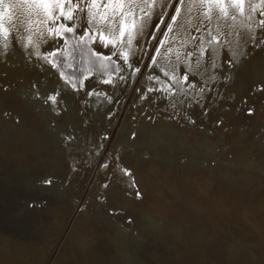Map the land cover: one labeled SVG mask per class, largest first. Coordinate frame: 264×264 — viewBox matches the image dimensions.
<instances>
[{"label": "rangeland", "instance_id": "1", "mask_svg": "<svg viewBox=\"0 0 264 264\" xmlns=\"http://www.w3.org/2000/svg\"><path fill=\"white\" fill-rule=\"evenodd\" d=\"M27 1L28 0H0V40H2L4 32H8L10 36V47L7 49V54L0 55V71L4 70L0 73H3V75L6 74L7 76L6 72H8V70H18L26 73L35 72L46 82L58 81L61 85L62 94L64 95L66 93L63 98L67 97V99H63V101L60 102L57 100L56 105H51L50 102L45 104L44 100L47 96L39 93V97H36L35 95L37 94L34 93L35 95L33 96H35L36 99L32 101L34 102V107L41 109L42 112L48 113L50 116L49 120H44L45 123L47 121L48 123L46 124L51 127H48V130L49 133L51 132L50 134H52L50 138L53 139L54 143L57 142L65 146L73 141L77 146L73 150L70 149L69 145L68 147L65 146L67 157L64 159L67 163H64L65 167L62 173L60 169V171L58 170L60 166L59 163L54 165L56 168L47 166L49 161L57 155L52 149L56 143L50 145L51 142H47L49 144H46V149L41 151L44 142L40 139L39 142L33 144L34 138H32V136L34 134L32 133L30 137L27 138L28 140H26L27 144H29L27 147H24L26 150L22 152L23 155L21 153V158H19V156L17 158L12 155L10 156V152H6V150H4L5 154L4 151L2 152L3 155L0 156V230L7 238L10 236L13 241L20 242L31 247L35 251L36 255L32 260V264H42L50 248L45 264H52L54 258L58 257L59 250H61L60 248L81 210L91 209L87 202L91 194L95 192H92L93 187L95 185L102 187L103 189L101 190L104 191L103 194L109 196V193H107L108 191H106L107 187L105 188L104 185L113 184L114 193L120 200H128V204L130 205L129 208L141 206L142 211L137 210L138 212H129L127 210H122L118 212L117 207H115V209L112 207L114 213H110L107 204L109 205L111 202L101 196L97 199L98 202H95V211H97V213L94 211L95 215L91 217L93 220L95 218L97 221H103L105 223L104 226H107V228L104 227L106 228L104 234L107 232L109 235H107L109 237L108 239L106 237H104V239L102 237L103 235H100L104 240L102 241L101 238L98 237L100 241L98 240L97 245L93 244L95 248L99 247V249H95L96 254L102 255V259H100L101 262H99L100 264H197V261L200 260V262H204L205 264H224L220 259L226 256L232 258L231 255H239L238 260L244 263L248 262L247 264H264V216H262L264 215V71L256 69L257 73L255 71V74L257 75L253 72L252 75L254 76L251 75L253 78L252 81H250L251 79L248 80L254 88L251 89L250 85H248L250 91L247 89V84H250L248 81H246L247 83H242V87L237 90L238 92L231 90L228 83V81L232 82V80L235 82L238 76L237 81L239 82L238 84L241 85L242 78L240 79L239 75L243 73L246 67L250 66L252 60H254V56L257 54L260 56L259 61L264 63V45H258L257 42L253 41L246 52L247 54L245 56L242 55V57L238 59L235 71L234 69L232 70L233 72L230 71L227 73L226 70L219 69V66H217L218 68L215 69L209 67L207 75L212 71L210 73L212 76L209 74L207 80H203L199 76H191L190 79L196 83L198 82L201 87L204 86V91L201 94H198L199 89L197 88L196 90H189V95L187 97L178 95L174 98L168 97L165 99L161 94L154 92L150 95L153 97L159 96L160 98L154 99V102H149L141 99V93H145L148 87L154 86L153 80L156 75L159 74L161 80L167 79L159 72V68H157L166 63V60L163 58V51H160L162 57L159 56L160 62H158L161 64L158 65V63H156V65L152 64V62L157 55L154 49H163L160 44H157V39L161 41L169 39L166 25L170 23L168 18L173 15L171 8L167 9V14L162 18L154 16L149 21L157 27H152L153 33H151V29L148 40L145 39L144 32L143 36L136 42L143 50V55L141 60L138 59L140 57L134 56L133 54L131 55L132 58L130 57V62L139 65L140 68L139 72H134L133 69L127 67V64H125L118 55L103 54L96 51L98 55H102L105 58L111 56L108 67H101L100 61H95L94 57H90L87 47H75V38L72 34L65 33L69 42L67 45L62 40H53L47 37L46 32L42 35L36 26L37 18L34 15H30L28 11L30 9L28 4L31 5L29 2H33V0L28 1V3ZM261 18L264 17L259 16L258 19ZM61 19V21L66 24L67 20L65 21L63 17H61ZM83 21V18H81L79 24ZM69 23L72 26L76 25L73 21H67V24ZM84 23L85 22L82 23L83 26H81L82 24L80 25L83 30L82 32L85 31L84 28L86 25ZM79 24L76 25L75 28H79ZM148 24L146 26L147 29L149 28ZM76 31L77 33L79 32L78 29H76ZM259 35H261V33ZM29 36L32 37L34 44L40 45L42 52L46 50L58 52V59L61 62L59 71L53 69L51 65L45 64L42 60L30 55V52L33 51L31 47L25 50L21 46L22 43L27 42ZM17 40H20L21 43H17ZM222 44L223 45L218 48V51L228 43ZM93 45H91V47L95 51ZM2 51L3 49H0V52ZM181 64L183 66H181ZM151 65H155V69L152 68L153 66ZM117 66L121 67L123 71L116 73L114 69ZM179 67L177 71L184 73V64L180 63ZM60 72L66 74L64 79L61 78ZM108 72L112 73L114 84L100 82L101 80L108 79L106 74ZM231 73L235 74L233 75ZM259 73H262V75L260 76ZM121 76L123 79H120ZM150 76L153 77V80H149ZM210 76L214 77V80H210ZM228 76L231 78L234 77L235 79L233 78L231 80ZM255 76L260 77L257 79ZM85 77H88V79H85ZM1 78L3 79L1 82L5 83H2L4 85L3 88L0 82V101L2 89H5L2 91L5 94L10 92L11 87L12 92L15 89V85L12 81L6 80L2 76ZM66 79H71L72 82H75L77 88L73 90L70 84L65 83ZM81 80L84 81L83 88L79 87ZM208 81L212 84L210 85ZM207 83L208 86H206ZM212 85L216 86V88L212 87ZM220 85L224 87L220 88ZM7 86L8 88H6ZM218 90L219 92H217ZM243 91L248 93L249 96ZM89 92H92V95H88ZM249 92H251V94ZM96 93L101 94L97 95ZM241 95H244V97H241ZM127 97H131L130 99L132 100L135 98L132 110H140L142 111L141 114L144 116L142 115L141 120H133L136 121V123L127 122L125 128L121 132V126L124 124L125 116L122 118L120 117L119 120L118 116L124 108V101ZM233 97L235 103L238 101L235 104V109L232 108V106H234L232 104L234 103L228 100L229 98L233 99ZM2 99L4 100H2V104H0V114L10 116L13 110L11 104L12 97H5ZM71 103L78 105V107L81 106L82 108L79 109L75 106L78 111L74 108L73 110L68 109L67 107L69 104L71 105ZM239 103L241 104L240 106ZM173 104H175V107H173ZM195 104H198V106L196 105L197 108ZM90 105L91 107L96 106L97 114H99L98 111L105 108L104 106H106V109H102L104 111L100 114L101 116L94 119L91 117ZM205 106L207 109L204 108ZM190 107L194 108L190 110ZM53 108L59 111V115L53 111ZM59 108H61V110ZM192 109H197V111ZM250 109L252 115L247 114ZM175 110L180 112L177 113ZM200 110L204 112V114L202 112L199 113L198 111ZM233 110L238 111L235 112ZM189 111L191 112L190 114ZM192 111H195L193 112L194 114H192ZM164 112L165 114H163ZM206 112L208 115L213 112L211 115H214V117L206 115ZM179 113H182V115ZM88 115H90L89 117L91 118H89ZM221 115L224 116L221 117ZM177 116H179V118ZM181 116H183L184 119ZM206 116L210 117H207L210 119H207L208 122L206 121ZM235 116L236 118L240 117L238 118L240 120H235ZM143 117L146 118L144 119ZM246 119L249 120L247 121ZM258 119L260 120L259 123L257 122ZM213 120H215V122L218 120L220 123L218 121L214 123ZM252 120L257 121L253 123ZM191 121H194V123ZM209 121H212L214 123L213 125H217L213 127L212 123ZM242 121L244 122L242 123ZM234 122L237 123L233 128L232 125H234ZM219 125L221 126L216 129ZM238 125L239 130L237 128ZM0 133L2 134L1 129ZM188 133H190V135ZM193 133L194 137H191ZM69 136L74 138L66 139V137ZM79 136L84 140L81 141ZM54 137H58V139ZM116 137H118V140H116ZM6 141L8 140L0 138V143L4 144ZM199 141L204 144L199 143ZM207 141H209L208 144ZM109 142L111 144L108 146ZM115 143L118 144L116 148H114L116 153H114L112 149ZM30 146L32 148H30ZM255 146H257V148H255ZM258 149L263 150L258 151ZM229 150L231 151L229 152ZM250 150L252 153H255H253L255 156L252 155V157L250 155L252 153L249 154ZM34 152H36V154ZM34 154L37 155V157H34ZM248 155L251 157L249 158ZM5 156H7V158ZM22 156L24 157L22 158ZM40 156L41 159H39ZM128 156L134 159L130 164V171L140 167L137 171L139 170L138 172L141 178H138L139 185L136 186V189L141 193L139 199L136 198L134 194L135 190L131 182L132 177L126 176V179H119L116 177L117 175L115 176L116 173H120L116 167L117 164L122 166V163ZM116 157H119V160H117ZM177 157H179V159ZM37 158L39 159V163ZM18 159H21V161L24 160L25 163L23 162V164L21 162L22 164L20 165ZM152 160L157 162V166H152L153 163L151 164L150 162ZM143 162L148 165L147 168L145 166V169V164ZM105 165H108V167H105ZM141 167H143V169H141ZM65 170L66 173H64ZM55 171L60 173H57V175ZM172 171H179L178 178L172 179ZM206 172H208V174ZM212 175L218 177V182L214 181V179L210 181ZM198 178H201V180ZM189 179L191 187H193L192 191L185 190L183 187L179 186L181 182ZM49 180L51 183H46V181ZM198 183L200 185H197ZM204 185L206 189L203 190ZM212 186H214L213 189ZM79 189L81 190L80 195H78ZM196 189L198 190V194H196ZM210 190L213 191V193ZM100 193L101 192L98 191L96 195L98 196ZM204 194L206 196L204 197V201H209L210 199L212 202L215 200L209 203V207L207 206L208 211L210 207H212L211 205L218 204L215 205L216 207L218 206V209H214L215 207L213 205L214 208L212 207L213 209L209 211L215 214L214 217L208 216L197 203L198 201L195 196L198 195L200 197L197 196V198H203ZM215 195L216 198L218 197L222 201L218 198L216 199ZM1 197L3 200H1ZM222 203L224 207L227 203L228 205L230 203L229 206H226L227 209L224 208L226 211L221 208ZM73 204H75V207L72 209L65 222L67 212ZM97 204H99V207ZM6 205L8 209L5 208ZM109 206H111V204ZM230 207L233 209V212L229 211L231 210ZM58 208L63 212H61L60 215L56 214V217L52 216L53 210L55 211V209ZM203 208L206 207L204 206ZM235 208H238L237 212ZM156 209L161 210L159 216L152 213V211ZM231 212L232 214H230ZM220 213L223 216L219 215ZM101 215H103V220L100 217ZM189 219L198 222L199 225L203 223V227L199 229L203 231L207 240L211 241L210 245H217L216 241H220V243L224 245V248L227 246L228 249H225L226 252L229 250V252H227L228 254H226V252H224L225 249L221 247L220 248L224 250H219V247L213 248V250L211 248H209V250L208 248L206 250L202 248L203 245L200 235L191 236ZM62 225L64 227L60 230ZM240 230L243 232L240 233ZM234 231L239 236L246 235L241 237V239L243 238L241 240L237 238L236 235H232ZM109 239H111V243H109ZM258 247H261L260 253L257 250ZM77 248L80 249V251L68 247L65 251L67 254L65 259L62 260V263L64 261L65 264H75V262L76 264L77 262L80 264L83 261L81 264H89L82 259L84 253L81 254V252L83 250L79 247ZM219 252L224 253V256ZM201 253H203V255ZM107 255H109V258H112L108 260L106 258ZM67 257L68 259L70 257L71 263L67 261ZM120 257L122 261L119 260ZM236 258L234 257L232 259L234 260ZM72 259H74V261ZM104 260L108 261L105 262ZM0 264H3V261H0ZM198 264L200 263L198 262Z\"/></svg>", "mask_w": 264, "mask_h": 264}, {"label": "snow or ice", "instance_id": "2", "mask_svg": "<svg viewBox=\"0 0 264 264\" xmlns=\"http://www.w3.org/2000/svg\"><path fill=\"white\" fill-rule=\"evenodd\" d=\"M169 8L173 11V15L168 18L170 23L166 25L169 39L166 41L157 39L156 41L163 47V58L166 60V63L160 66L159 72L167 79L161 80L159 74L154 80L150 76L149 80H153L154 86L148 87L147 91L142 93V100L154 102V99L160 98L150 95L154 92L161 94L165 99L178 95L187 97L189 90L197 88L199 89L198 94L203 93L204 88L190 79L192 69H195L198 74L201 71L207 72L208 67L213 69L217 67L212 51L222 43L220 35L228 21L232 22L227 25L229 28L240 21L250 31L248 38L257 42L258 45H264V18L257 20L255 15L259 12L260 17H264V0H260L259 4H254L251 0H227V2L226 0H33L29 14L37 18L36 26L42 35L46 32L47 37L53 40H62L67 45L69 42L65 33L72 34L75 38V47H87L90 57H94L95 61H100L101 67H108L111 56L105 58L98 55L91 47L96 43L104 47H111L114 50L113 55H119L128 68L139 72V65L130 62L132 50L134 47H138L136 42L143 36L148 22L154 16L162 18L167 14ZM80 14L85 16L84 32L77 33L74 26L61 21V17L67 21H75L80 17ZM213 24L217 27H212ZM257 29L261 32L259 36ZM185 35L190 38L192 45L190 48L188 41L184 39ZM223 35L226 38L228 33L225 32ZM9 40V33L4 32L2 40H0V49H3L0 55L7 54V49L10 47ZM17 43H21V41L17 40ZM176 44H179V47H173ZM21 46L25 50L31 47L33 51L30 52V55L59 71L61 62L58 59V52L51 50L42 52L40 45L34 44L31 36ZM154 51L158 55L160 54V49H154ZM156 63L157 61L153 59V64ZM180 63L185 65L184 73L177 71V65ZM114 71L119 73L123 69L117 66ZM106 74L108 79L100 82L114 84L112 73ZM65 75L64 72H60L62 79ZM209 78L214 80V77L210 76ZM120 79L123 77L121 76ZM65 83L70 84L73 90L77 88V84L71 79H66ZM83 86L84 81L81 80L79 87L83 88ZM96 94L100 95L101 93ZM58 95V91L50 93L44 103L50 102L51 105H56ZM88 95H92V92H89ZM37 97H39V93H37ZM53 111L59 115L56 108H53ZM248 114L252 115L251 109ZM191 122L194 123V121ZM73 138L66 137V139ZM116 159L119 160V157ZM116 167L122 175L132 177L133 174L129 169L119 164ZM46 183H51V181H46ZM104 187L106 188L108 185L105 184ZM132 187L135 190L136 198L139 199L140 191L136 189L134 183Z\"/></svg>", "mask_w": 264, "mask_h": 264}, {"label": "bare ground", "instance_id": "3", "mask_svg": "<svg viewBox=\"0 0 264 264\" xmlns=\"http://www.w3.org/2000/svg\"><path fill=\"white\" fill-rule=\"evenodd\" d=\"M28 1H32V0H28ZM28 1H27V3H28ZM226 2H227V0H226ZM251 2L252 3H254V4H259L260 3V0H251ZM29 3H32V2H29ZM11 4H13V3H11ZM17 5V4H16ZM29 6H30V4H28ZM12 6V5H11ZM15 6V5H14ZM13 7V6H12ZM17 7V6H16ZM27 7V6H26ZM28 8V7H27ZM18 9V8H17ZM13 10V9H12ZM27 11V10H26ZM29 11V10H28ZM16 13V12H15ZM14 13V14H15ZM17 14V13H16ZM256 17H257V20H258V18H259V12H257L256 14ZM16 17V16H15ZM22 18V17H21ZM81 18H83V22H85V16H84V14H80V17L77 19V20H75V21H73L74 22V24H76V25H78L79 24V21H80V19ZM62 20V19H61ZM23 21V20H22ZM21 21V22H22ZM64 21V20H63ZM66 21V20H65ZM64 21V22H65ZM82 22V23H83ZM23 23V22H22ZM78 23V24H77ZM81 23V24H82ZM149 24H148V26H149V28L147 29H145V39L146 40H148L149 38L148 37H150V31H151V29H152V27L154 26V27H157V26H155L154 24H152V23H150V22H148ZM66 24H67V21H66ZM70 24V23H69ZM81 24H79V28L78 27H76V29H78V31L79 32H82L83 30L81 29V26H83V24L81 25ZM85 24V23H84ZM228 24H232V22L231 21H228L227 22V24H225V26H224V28H223V32L221 33V35H220V39H222V43H228L226 46H224V47H222L221 48V50H219L218 51V48L220 47V46H222L223 44L221 43L219 46H217L213 51H212V56H213V59L215 60V62H216V64H217V66H219V69L221 68V69H224V70H226V72L227 73H229L230 71L231 72H233L232 70L234 69V71H235V67H236V64H237V62H238V59H240L241 57H242V55L243 56H245L247 53V51H248V49L250 48V46L252 45V42H253V40H251V39H249L248 37H249V35H250V31L245 27V25L243 24V23H241L240 21H237L235 24H233L232 25V27L231 28H229L227 25ZM76 25H73L74 27L76 26ZM81 25V26H80ZM85 26V25H84ZM212 27H214V28H216L217 27V25H215V24H213L212 25ZM84 28V27H83ZM85 29V28H84ZM154 29H156V28H154ZM217 30H219V29H217ZM78 32V33H79ZM228 33V35H227V37L225 38V36L223 35V33ZM151 33H153V29H152V32ZM261 32H260V30L259 29H257V35H259ZM184 39H186V40H188V43H189V48L192 46L191 45V41H190V38H189V36H187V35H185L184 36ZM94 46V48H95V51H98V52H101V53H103V54H112L113 53V49L111 48V47H104V46H101L99 43H96V44H94L93 45ZM173 47H178V44L177 45H173ZM160 51H163V49L161 48L160 49ZM132 53H133V55L134 56H137V57H140V58H138V59H140L141 60V58H142V55H143V50L140 48V46L138 45V47H134L133 48V50H132ZM119 56V55H118ZM162 57V53L161 54H157L156 55V57H155V60L157 61V63L158 62H160V57ZM116 57V56H115ZM132 58V57H131ZM259 59H260V56H259V54H257L256 56H254V60H252V63L250 64V66H248V67H246V69L243 71V73L242 74H240L239 76H240V79L242 80V82H241V85H239L238 83V76H237V83H236V81L235 82H233L234 80H232L233 78H231L230 76H228V77H230L231 78V80H232V82L231 81H228V83H229V87H230V89L231 90H235V91H237L238 89H240L241 87H242V83L243 82H245V83H247L246 81H248V80H250V81H252V76H254V75H252L253 74V72H254V74H255V71H256V69H259V70H261V71H264L263 69H264V63L262 62H260L259 61ZM120 60V59H119ZM137 60V59H136ZM162 60V59H161ZM254 63V64H253ZM152 64H153V62H152ZM161 64V63H160ZM159 63H158V65H160ZM157 65V64H156ZM164 65V64H163ZM179 65L180 64H178L177 65V68L179 67ZM151 66H153V65H151ZM150 66V67H151ZM181 66H183L182 64H181ZM185 66V65H184ZM205 66L207 67V64H205ZM155 67V65L152 67V68H154ZM157 67V66H156ZM157 68H159L160 69V66L159 67H157ZM180 68V67H179ZM182 68V67H181ZM216 68H218V67H216ZM151 69V68H150ZM155 69V68H154ZM184 69H185V67H184ZM183 70V69H182ZM208 70H209V67H208ZM4 71V70H3ZM3 71H0V72H3ZM151 71H152V69H151ZM181 71V70H180ZM183 72H184V70H183ZM210 72V71H209ZM212 72V71H211ZM210 72V73H211ZM223 72V71H222ZM7 73V76H6V74H5V72H4V74L5 75H3V73H0L1 74V76L2 77H4L6 80H10V81H12L13 82V84L15 85V89L13 90V92L11 91V89H12V87H11V89H10V92H12V93H10V92H8V93H3L2 91L3 90H5V89H2V91H1V101H0V104H2V100H4V99H2V98H5V97H12V108H13V110H12V114H10V116H8V115H1L0 114V129H1V132H2V134L0 135V138H2L3 140H8V141H6L4 144H2V143H0V156H2L3 155V151L4 150H6V152L8 151V152H10V156L12 155V156H15L16 158L19 156V158H21V153L23 152V151H25L26 150V148H24L25 146L27 147L28 146V144H27V142H26V140H28L27 138L28 137H30V135H31V133L32 134H34L33 136H32V138H34L33 139V144L34 143H37V142H39V140L40 139H42L43 140V142H44V144L42 145V150L41 151H43V150H45L46 149V144H49V143H47V142H51L50 143V145L51 144H55L54 146H53V150L57 153V155L55 156V157H53L52 158V160H50L49 161V163H48V165L47 166H52L51 168H53L54 167V165L56 164H58L59 163V167H58V170L62 173V171L64 170L63 168L65 167V165H64V163H67V161L65 162V157H67V152H66V149H65V146L66 147H68V145L70 146V149H74L77 145H75V143H73V141L70 143V144H68V145H60V144H58L57 142H55L54 143V141H53V139L52 138H50V135H52V134H50L49 133V130H48V127H50V126H48L46 123H48L47 121H46V123H45V120H49L50 118V116L48 115V113H44V112H42V110L41 109H39V108H36V107H34V102L32 101V100H34V99H36L35 98V96L37 97V95H35V94H37V93H40V94H42V95H45V96H48L50 93H52V92H55V91H58L59 92V95H58V100H59V102L60 101H63V99H67V97H64L63 98V96L66 94H62V89H61V85L59 84V82L58 81H52V82H46L45 80H43L39 75H37L35 72H29V73H26V72H20V71H18V70H14V71H12V70H8V72H6ZM180 73V72H179ZM182 73V72H181ZM193 73V74H192ZM192 73H191V75H190V77L191 76H199V77H201L203 80H207V76L210 74H208L207 75V73L208 72H203V71H201L200 73H198L197 74V72H196V70L195 69H192ZM237 73V72H236ZM256 73H257V71H256ZM214 74V73H213ZM225 74V73H224ZM223 74V75H224ZM231 74H235V73H231ZM260 74V73H259ZM211 75V74H210ZM226 75V74H225ZM228 75H230V74H228ZM252 75V76H251ZM255 75H257V74H255ZM262 75V73L260 74V76ZM1 76H0V78H1ZM212 76V75H211ZM260 76H255L257 79L260 77ZM235 79V78H234ZM263 79V78H262ZM3 79L1 78L0 79V82L2 81ZM5 80V81H6ZM211 80V79H210ZM241 80H239V81H241ZM204 82V81H203ZM211 82V81H210ZM231 82V83H230ZM249 82V81H248ZM4 84L5 82H1V84ZM198 83V82H197ZM205 83H206V81H205ZM205 83H204V85H205ZM208 83H209V81H208ZM208 83H207V85L206 86H208ZM225 83V82H224ZM250 83V82H249ZM2 84V87L4 88V85ZM210 84V83H209ZM212 84V83H211ZM210 84V85H211ZM256 84V83H255ZM11 85H12V83H11ZM34 85H35V87H34ZM214 85V84H213ZM212 85V87H215L216 88V86H213ZM216 85V84H215ZM226 85V84H225ZM248 85H250V87H251V89L253 88L252 86L253 85H251V83L250 84H247V86ZM259 85V84H258ZM6 86V85H5ZM221 86V85H220ZM245 86V85H244ZM256 86H257V84H256ZM261 86V85H260ZM204 87V86H203ZM224 87V86H223ZM222 86L220 87V88H223ZM246 87V86H245ZM6 88H8V86L6 87ZM10 88V87H9ZM209 88H211V87H209ZM219 88V89H220ZM247 88V87H246ZM246 88H245V90H246ZM207 89V88H206ZM211 89H213V88H211ZM248 91H250V89H249V86H248ZM254 89V88H253ZM259 89V88H258ZM222 91V90H221ZM224 91V90H223ZM247 91V90H246ZM247 91V92H248ZM260 91V90H259ZM5 92V91H4ZM65 92V91H64ZM217 92H219V90L217 91ZM238 92V91H237ZM243 92H245V91H243ZM252 92V91H251ZM251 92H249L250 94H251ZM35 93V94H34ZM140 93H141V91H140ZM227 93V92H226ZM246 93V92H245ZM256 93H257V90H256ZM260 93V92H259ZM102 94H104V93H102ZM106 94V93H105ZM108 94V93H107ZM139 94V93H138ZM142 94V93H141ZM236 94H238V93H236ZM244 94V93H243ZM246 94H248V93H246ZM31 95H32V97H31ZM33 95H35V96H33ZM228 95V94H227ZM239 95V94H238ZM69 96V95H68ZM247 96V95H246ZM248 96H249V94H248ZM120 97V96H119ZM136 97H137V95H136ZM231 97H232V95H231ZM239 97V96H238ZM241 97H244V95L242 96L241 95ZM61 98H62V100H61ZM131 98V97H130ZM130 98H126L125 99V101H124V108L121 110V112H120V114H119V116H118V120H119V118L121 117H124L125 116V121H124V124L121 126L122 127V129H121V132H122V130L125 128V125L127 124V122L128 123H132V122H135L136 123V121H133V120H135V119H138V120H141L142 119V115L143 114H141L142 113V111H140V110H135L134 109V111L132 110V106L134 105L133 103H134V101H135V98H134V100H132V99H130ZM182 99V98H181ZM226 99H227V97H226ZM239 99V98H238ZM243 99V98H242ZM245 99V98H244ZM259 99V98H258ZM137 100V99H136ZM229 101H231V102H233L234 104H232V105H234V106H232V108L233 109H235V104L238 102V101H236V103L234 102V97H233V99H231V98H229L228 99ZM245 100H247V99H245ZM133 101V102H132ZM182 101V100H181ZM241 101V100H240ZM137 102V101H136ZM231 102H230V104H231ZM242 102V101H241ZM244 102V101H243ZM251 102V101H250ZM138 103V102H137ZM185 103V102H184ZM203 103V102H202ZM207 103V102H206ZM209 103V102H208ZM226 103V102H225ZM102 104V103H101ZM242 104H244V103H242ZM104 105V104H103ZM153 105V104H152ZM168 105V104H167ZM198 106V104H195V106ZM204 105V104H203ZM226 105V104H225ZM241 104L239 103V106H240ZM78 107V105H75L74 103H71V105L69 104L68 105V109H71V110H73V108L75 109V110H77L76 109V107ZM101 107H103L102 105H100ZM183 106V105H182ZM191 106H193V105H191ZM194 106V107H195ZM197 106H196V108H197ZM243 106V105H242ZM90 107H91V105H90ZM89 107V108H90ZM105 108H102V109H106V106H104ZM134 107H136V106H134ZM170 107V106H169ZM185 107V106H184ZM194 107H190V110H191V108H194ZM200 107V106H199ZM237 107V106H236ZM79 109L80 108H82L81 106H79L78 107ZM137 108V107H136ZM148 108V107H147ZM159 108V107H158ZM167 108V107H166ZM172 108V107H171ZM183 108V107H182ZM189 108V107H188ZM201 108H203V107H201ZM200 108V109H201ZM204 108H206V106L204 107ZM215 108V107H214ZM221 108V107H220ZM240 108V107H239ZM245 108V107H244ZM60 110H61V108H59ZM100 110V111H98L99 112V114H97V109H96V106H93V107H91V110H90V113H91V117H93L94 119H96V118H98V116H101L100 114L104 111V110ZM141 109V108H140ZM168 109V108H167ZM184 109V108H183ZM207 109V108H206ZM213 109V108H212ZM223 109H225V108H223ZM237 109V108H236ZM243 109V108H242ZM63 110V109H62ZM170 110V109H169ZM192 110H196L197 111V109H192ZM205 110V109H204ZM203 110V111H204ZM214 110V109H213ZM227 110V109H226ZM231 110V109H230ZM240 110V109H239ZM247 110V109H246ZM245 110V111H246ZM78 111V110H77ZM88 111V110H87ZM133 111V112H132ZM151 111V110H150ZM163 111V110H162ZM176 112H177V110H175ZM174 111V112H175ZM215 111V110H214ZM218 111V110H217ZM220 111V110H219ZM233 111H235V110H233ZM238 110H236L235 112H237ZM61 112V111H60ZM80 112V111H79ZM82 112V111H81ZM84 112V111H83ZM178 112H180V111H178ZM177 112V113H178ZM193 112H195V111H192V114H194ZM199 113H201L202 111L200 110V111H198ZM210 112V111H209ZM222 112V111H221ZM234 112V113H235ZM240 112V111H239ZM255 112V111H254ZM253 112V113H254ZM77 113V112H76ZM148 113V112H147ZM184 113H186V112H184ZM191 112L189 111V114H190ZM197 113V112H196ZM203 114H204V112H202ZM213 113V112H212ZM211 113V114H212ZM246 113H247V111H246ZM245 113V114H246ZM61 114V113H60ZM83 114V113H82ZM85 114V113H84ZM163 114H165V112L163 113ZM166 114H168V113H166ZM180 114V113H179ZM178 114V115H179ZM210 114V113H209ZM208 115L207 114V112H206V115H208V116H213L214 117V115ZM214 114H216V113H214ZM218 114V113H217ZM223 114V113H222ZM248 114V113H247ZM73 115V114H72ZM180 115H182V113L180 114ZM202 115V114H201ZM200 115V116H201ZM229 115V114H228ZM238 115V114H237ZM249 115V114H248ZM261 115V114H260ZM90 115H88V117H89ZM103 116V115H102ZM144 116V115H143ZM162 116V115H161ZM167 116H169V115H167ZM195 116H196V114H195ZM204 116V115H203ZM208 116H206V121L208 122V120H210V119H208V118H210V117H208ZM222 116H224V115H221V117ZM226 116V115H225ZM232 116H234V115H232ZM255 116V115H254ZM259 116V115H258ZM62 117V116H61ZM91 117H89V118H91ZM176 117V116H175ZM178 118H179V116H177ZM182 118H183V116H181ZM208 117V118H207ZM243 117V116H242ZM60 118V117H59ZM67 118V117H66ZM92 118V119H93ZM117 118V117H116ZM144 118V117H143ZM146 118V117H145ZM144 118V119H145ZM236 118V116L234 117V119ZM238 118H240V117H238ZM238 118H236L235 120H240V119H238ZM45 119V120H44ZM62 119V118H61ZM84 119V118H83ZM93 119V120H94ZM158 119H160V118H158ZM162 119H163V117H162ZM167 119H168V117H167ZM184 119V118H183ZM204 119H205V117H204ZM208 119V120H207ZM212 119V118H211ZM213 119H215V118H213ZM217 119V118H216ZM223 119V118H222ZM221 119V120H222ZM227 119V118H226ZM233 119V120H234ZM242 119V118H241ZM254 119V118H253ZM260 119V118H259ZM258 119V123L260 122V120ZM55 120H56V118H55ZM90 120V119H89ZM137 120V121H138ZM147 120V119H146ZM172 120V119H171ZM180 120H182V119H180ZM196 120V119H195ZM229 120V119H228ZM234 120V121H235ZM247 121L249 120V119H246ZM59 121H60V119H59ZM71 121V120H70ZM92 121V120H91ZM178 121V120H177ZM184 121H186V120H184ZM204 121V120H203ZM214 121V123H216L218 120H216V122H215V120H213ZM250 121H251V118H250ZM256 121H254V120H252V122L254 123V122H256ZM161 122V121H160ZM179 122H181V121H179ZM206 122V123H207ZM210 122V121H209ZM219 122V121H218ZM238 122V121H237ZM237 122H234V125H232V127L234 128V126H235V124L237 123ZM244 121H242V123H243ZM147 123V122H146ZM162 123V122H161ZM186 123V122H185ZM205 123V124H206ZM210 123H212V126L214 127L215 125H217V124H215V125H213L214 123L211 121ZM220 123V122H219ZM223 123H225V122H223ZM240 123H241V121H240ZM248 123V122H247ZM54 124V123H53ZM78 124V123H77ZM139 124V123H138ZM180 124V123H179ZM251 124V123H250ZM256 124V123H255ZM223 125V124H222ZM252 125V124H251ZM53 126V125H52ZM187 126V125H186ZM197 126V125H196ZM203 126V125H202ZM211 126V125H210ZM221 125H219L216 129H218L219 127H220ZM237 126V125H236ZM254 126H256V125H254ZM59 127V126H58ZM83 127V126H82ZM89 127V126H88ZM153 127V126H152ZM183 127V126H182ZM185 127V126H184ZM188 127V126H187ZM201 127V126H200ZM212 127V128H213ZM253 127V126H252ZM258 127H259V125H258ZM51 128V127H50ZM110 128V127H109ZM189 128V127H188ZM210 128V127H209ZM214 128V129H215ZM229 128V127H228ZM238 130H239V125H238ZM254 128V127H253ZM190 129V128H189ZM211 129V128H210ZM213 129V130H214ZM215 129V130H216ZM260 129V128H259ZM191 130V129H190ZM199 130V129H198ZM201 130V129H200ZM237 130V129H236ZM71 131V130H70ZM81 131V130H80ZM210 131H212V130H210ZM218 131V130H217ZM220 131V130H219ZM83 132V131H82ZM192 132V131H191ZM199 132V131H198ZM201 132V131H200ZM203 132V131H202ZM216 132V131H215ZM244 132V131H243ZM57 133V132H56ZM81 133V132H80ZM209 133V132H208ZM217 133V132H216ZM215 133V134H216ZM224 133V132H223ZM247 133V132H246ZM260 133V132H259ZM68 134V133H67ZM189 135H190V133H188ZM192 134V133H191ZM235 134V133H234ZM249 134H251V133H249ZM69 135V134H68ZM83 135V134H82ZM213 135V134H212ZM211 135V136H212ZM233 135V134H232ZM81 136V135H80ZM80 136H79V138H80ZM92 136V135H91ZM229 136V135H228ZM247 136V135H246ZM52 137V136H51ZM70 137V136H69ZM83 137V136H82ZM191 137H194V133H193V136L191 135ZM55 138V137H54ZM84 138V137H83ZM211 138H213V137H211ZM216 138H217V135H216ZM215 138V139H216ZM219 138H221V137H219ZM224 138V137H223ZM222 138V139H223ZM230 138V137H229ZM238 138V137H237ZM243 138V137H242ZM55 139H58V137L57 138H55ZM81 139V138H80ZM207 139V138H206ZM235 139V138H234ZM244 139H246V138H244ZM82 140H84V139H81V141ZM116 140H118V137H116ZM205 140V139H204ZM247 140V139H246ZM30 141V140H29ZM28 141V142H29ZM56 141V140H55ZM77 141V140H76ZM79 141V140H78ZM203 141V140H202ZM42 142V143H43ZM80 142V141H79ZM89 142V141H88ZM111 142V141H110ZM108 143V146L111 144V143ZM197 142V141H196ZM205 142H206V140H205ZM208 142L209 141H207V144H208ZM257 142V141H256ZM10 143V144H9ZM81 143H83V142H81ZM116 143H117V141H116ZM115 143V145L114 146H112V149H113V152L114 153H116V151H114V148H116V145H118V144H116ZM199 143H202V142H200L199 141ZM229 143V142H228ZM250 143V142H249ZM261 143V142H260ZM78 144V143H77ZM202 144H204V143H202ZM201 144V145H202ZM214 144V143H213ZM31 145V144H30ZM79 145V144H78ZM83 145V144H82ZM258 145V144H257ZM263 145V144H262ZM23 146V147H22ZM32 146V145H31ZM30 146V148H32ZM259 146V145H258ZM37 147V146H36ZM41 147V146H40ZM52 147V146H51ZM48 148H49V145H48ZM255 148H257V146H255ZM261 148V147H260ZM264 148V147H263ZM234 149V148H233ZM247 149V148H246ZM38 150V149H37ZM68 150H69V148H68ZM67 150V151H68ZM247 150H249V149H247ZM251 150H252V148H251ZM251 150H250V152H249V154L250 153H252L251 152ZM255 150V149H254ZM259 150H263V149H258V151ZM33 151H35V150H33ZM33 151H31V152H33ZM231 150H229V152H230ZM241 151V150H240ZM239 151V152H240ZM235 152V151H234ZM248 152V151H247ZM256 152H257V149H256ZM35 154H36V152H34ZM70 153V152H69ZM222 153V152H221ZM254 153V152H253ZM253 153L252 154H250L251 156L253 155ZM4 154H5V151H4ZM34 154V157H37V155H35ZM41 154V153H40ZM39 154V155H40ZM244 154H245V152H244ZM255 154V153H254ZM258 154V153H257ZM8 155V154H7ZM22 155H23V153H22ZM73 155V154H72ZM221 155V154H220ZM246 155H247V153H246ZM259 155V154H258ZM262 155V154H261ZM68 156H69V154H68ZM74 156V155H73ZM138 156V155H137ZM249 156V155H248ZM251 156H249V158L251 157ZM253 156H255V155H253ZM252 156V157H253ZM4 157V156H3ZM6 158H7V156H5ZM24 156H22V158H23ZM39 157V156H38ZM247 157V156H246ZM263 157V156H262ZM11 158V157H10ZM178 159H179V157H177ZM257 158H259V157H257ZM9 159V158H8ZM33 159H36V158H33ZM39 159H41V156H40V158ZM39 159L37 158V161H38V163H39ZM132 159V160H131ZM261 159V158H260ZM259 159V160H260ZM9 160H12V159H9ZM19 161H20V165L24 162V160L23 161H21V159H18ZM67 160V159H66ZM133 158H131L130 156H128V157H126V159L124 160V162L122 163V166L123 167H125V168H130L131 167V162H133ZM36 161V162H37ZM176 161H178V160H176ZM251 161H253V160H251ZM261 161V160H260ZM22 162V163H21ZM33 162H34V160H33ZM36 162H35V164H36ZM151 162V164H152V166H157V162H154L153 160L152 161H150ZM179 162V161H178ZM177 162V163H178ZM258 162V161H257ZM25 163V162H24ZM23 163V164H24ZM37 163V164H38ZM144 163V162H143ZM145 165H144V169H145V166H146V168H147V166L148 165H146V163H144ZM258 164V163H257ZM261 164H262V162H261ZM68 165V164H67ZM66 165V166H67ZM141 165V164H140ZM264 165V164H263ZM262 166V165H261ZM50 167H48V168H50ZM68 167V166H67ZM50 168V169H51ZM54 168H56V167H54ZM139 169H140V167H138ZM137 168V169H138ZM216 168V167H215ZM218 168V167H217ZM50 169H49V171H50ZM66 169V168H65ZM137 169L136 168H134L133 169V171H131L132 172V184L134 183L135 184V186H137V185H139V183H138V178H141V176L139 175V170L137 171ZM141 169H143V167H141ZM212 169V168H211ZM51 170H53V169H51ZM55 170V169H54ZM57 170V169H56ZM57 170V171H58ZM72 170V169H71ZM70 171V170H69ZM204 171V170H203ZM219 171V170H218ZM56 172V171H55ZM59 172V173H60ZM67 172H68V170H67ZM205 172V171H204ZM215 172V171H214ZM58 172H56V174H57ZM58 173V174H59ZM64 173H66V170H65V172ZM63 173V174H64ZM149 173H150V171H149ZM148 173V174H149ZM179 173V171H172V179H176V178H178V174ZM202 173V172H201ZM207 174H208V172H206ZM213 173V172H212ZM217 173V172H216ZM215 173V174H216ZM55 174V173H54ZM57 174V175H58ZM147 174V175H148ZM211 174V173H210ZM56 175V176H57ZM70 175V174H69ZM68 175V176H69ZM117 175V176H116ZM206 175V174H205ZM219 175V174H218ZM59 176H61V175H59ZM58 176V177H59ZM115 176L117 177V178H119V179H126L127 177L126 176H124V175H122V173L120 172V173H116L115 174ZM203 176V175H202ZM149 177V176H148ZM205 177V176H204ZM203 177V178H204ZM207 177V176H206ZM209 177V176H208ZM211 177V176H210ZM198 179H200L201 180V178H198ZM197 179V180H198ZM214 179V181H217L218 182V177L217 176H215V175H212V177H211V179H210V181L211 180H213ZM206 180H207V178H206ZM190 179L189 180H185L184 182H181L180 183V187H183V189H185V190H188V191H192V188L193 187H191V184H190ZM213 181V182H214ZM225 181V180H224ZM199 182V181H198ZM202 182V181H201ZM200 182V183H201ZM209 182V181H208ZM203 183H205V182H203ZM202 183V184H203ZM228 183V182H227ZM213 184V183H212ZM211 184V185H212ZM197 185H200L199 183L197 184ZM214 186L216 187V185L214 184ZM214 186H212V189L214 188ZM204 187H205V185H204ZM203 187V190L204 189H206V187L204 188ZM202 188V187H201ZM101 189H103L102 187H100V186H98V185H95L94 187H93V189H92V192L93 191H95V192H93L92 194H91V196H90V198L88 199V205L90 206V210H85V209H82L81 210V212H80V214L77 216V219L74 221V223H73V226H72V228L70 229V232L68 233V235H67V237H66V239H65V241L63 242V244H62V247L60 248L61 250H59V254H58V257H55L54 258V260H53V262H52V264H65L64 263V261H63V263H62V260H64L65 259V256H66V249L69 247V248H73V250L74 249H78L77 247H79V248H81L82 250V252H81V254H83V258L82 259H84L87 263H89V264H91V263H93V264H100L99 262H101L100 261V259H102V255H98V253L96 254V250L95 249H99V247L98 248H95L94 247V245L93 244H96L97 245V242H98V237H100L101 238V236L100 235H103L102 237L104 238V237H106L107 239L109 238L108 236V233L106 234H104V230L107 228V226H104L105 225V223L102 221H97V220H95V218H94V220H93V218L91 217V216H93V215H95V213H94V211L96 210V203L95 202H98L97 201V199H99V197L101 196V197H105V199L107 200H109L111 203V206H109L108 204H107V207H109V210H110V213H112L113 211H112V207H114V209H115V207H117L118 208V212L119 211H122V210H124V211H129V212H138L137 210H140V211H142L141 209V206H139V207H135V208H129V204H128V200H126V201H122V200H120L119 199V197L114 193V189H113V184H110V185H108V187L106 188V191H108L107 193H109V196H106L105 194H103L104 193V191L103 190H101ZM105 189V188H104ZM211 189V190H212ZM78 190V189H77ZM80 190V189H79ZM202 190V189H201ZM210 190V191H211ZM259 190V189H258ZM98 191H100L101 193L97 196L96 194H98ZM197 189H196V194H198L197 193ZM215 191V190H214ZM80 192H81V190L78 192V195H80ZM117 192V191H116ZM212 193H213V191H211ZM217 192V191H216ZM220 192V191H219ZM206 193V192H205ZM208 193H210V192H208ZM195 194V195H196ZM203 194V193H202ZM201 194V195H202ZM207 194V193H206ZM219 194V193H218ZM259 194V193H258ZM200 195V194H199ZM239 195V194H238ZM198 196V195H197ZM197 196H195L196 197V199H197V203L200 205V207L204 210V212L208 215V216H211V217H214V213L213 212H209V211H211V209H213L214 207V209H218V206L216 207L215 205H218V204H213L214 205V207H213V205H211L212 207H210V210L208 211V207L210 206V199H209V201L208 200H206V201H204V197H206L205 196V194H204V196H203V198H197ZM218 196V195H217ZM236 196V195H235ZM248 196V195H247ZM198 197H200V196H198ZM202 197V196H201ZM2 198V197H1ZM215 198H216V195H215ZM218 198V197H217ZM216 198V199H217ZM219 200H221L220 198H218ZM1 200H3V198L1 199ZM77 200V199H76ZM215 200H213L212 202H214ZM218 201V200H217ZM222 201V200H221ZM108 202V201H107ZM211 202V203H212ZM232 202V201H231ZM75 203H76V201H75ZM216 203V202H215ZM7 204V203H6ZM220 204V203H219ZM99 204H97V206H98ZM222 205V207L221 208H226V206L228 205V203L226 204V206L224 207L223 206V203L221 204ZM229 205H230V203H229ZM228 205V206H229ZM205 206L206 208H203V207ZM208 206V207H207ZM220 206V205H219ZM75 207V204H73L72 206H71V208L69 209V211L67 212V217L65 218V222H66V220H67V218L69 217V215H70V213H71V211H72V209ZM99 207V206H98ZM111 207V208H110ZM237 207V206H236ZM5 208H7V205L5 206ZM89 208V207H88ZM220 208V207H219ZM234 208V207H233ZM239 208V207H238ZM238 208H235V210H236V212L238 211L237 209ZM8 209V208H7ZM206 209H207V211H206ZM227 209V208H226ZM230 209H231V207H230ZM98 210V209H97ZM220 210V209H219ZM218 210V211H219ZM233 209H231V210H229V211H232ZM52 211V210H51ZM213 211V210H212ZM224 211H226L225 209H224ZM228 211V210H227ZM61 212H63L61 209H55V211L53 210V212H52V216H55L56 214H61ZM96 213H97V211H95ZM106 212V211H105ZM117 212V213H118ZM214 212H215V210H214ZM233 212V211H232ZM232 212L230 213V214H232ZM236 212H235V214H236ZM264 212V211H263ZM262 212V213H263ZM114 213V212H113ZM128 213V212H127ZM152 213H154V214H156L157 216H159L160 214H161V210H158V209H156L155 211H152ZM218 213V212H217ZM216 213V214H217ZM227 213V212H226ZM229 213V212H228ZM260 213V212H259ZM258 213V214H259ZM262 213H261V215H262ZM50 214H51V212H50ZM66 214V213H65ZM100 214V213H99ZM138 214V213H137ZM224 214V213H223ZM136 215V214H135ZM219 215H222L221 213L219 214ZM227 215V214H226ZM234 215V214H233ZM232 215V216H233ZM102 216L103 215H101L100 217H101V219H102ZM217 216V215H216ZM215 216V217H216ZM223 216V215H222ZM225 216V215H224ZM229 216V215H228ZM227 216V217H228ZM231 216V217H232ZM262 216H264V215H262ZM56 217V216H55ZM94 217V216H93ZM99 217V218H100ZM221 217V216H220ZM257 217H258V215H257ZM92 218V219H91ZM223 218H225V217H223ZM93 220V221H92ZM103 220V219H102ZM112 220H114V219H112ZM189 221V225H190V229H191V236H195V235H200V237H201V239H202V248H205V250L208 248V250H209V248H211L212 250H213V248L215 249V248H217V247H221V248H224V245L223 244H221L220 243V241H216L217 242V245H214L213 244V246L212 245H210V243H211V241H208L207 240V238H206V236H205V234L203 233V231H201V229H199L200 227H203V223H202V225H199V223L198 222H195V221H193L192 219H189L188 220ZM108 223V222H107ZM144 224V223H143ZM201 224V223H200ZM64 225V224H63ZM62 225V227H61V229L60 230H62V228L64 227ZM108 225V224H107ZM113 225V224H112ZM206 226V225H205ZM205 226H204V228H205ZM104 227H106V228H104ZM106 231V230H105ZM235 232V231H234ZM233 232V234L232 235H236V237L237 238H239V239H241V237H244L245 235H242V236H239V235H237L236 234V232L234 233ZM240 233H242L243 231L242 230H240L239 231ZM244 234V233H243ZM108 235V236H107ZM118 235H119V233H118ZM120 235H122V234H120ZM124 235V234H123ZM241 235V234H240ZM112 236V235H111ZM110 236V237H111ZM254 237V236H253ZM117 238H119V237H117ZM105 239V238H104ZM104 239H102L101 238V240L103 241ZM113 239V238H112ZM243 239V238H242ZM241 239V240H242ZM255 239V238H254ZM111 239H109V243H111V241H110ZM100 241V240H99ZM113 241H114V239H113ZM105 242V241H104ZM100 243V242H99ZM103 243V242H102ZM106 243V242H105ZM75 244V245H74ZM77 244V245H76ZM101 244V243H100ZM104 244V243H103ZM108 244V243H107ZM115 244V243H114ZM220 244V245H219ZM110 245V244H109ZM104 246H105V244H104ZM114 246V245H113ZM101 247V246H100ZM110 247H112V246H110ZM121 247V246H120ZM105 248H107V247H105ZM114 248V247H113ZM201 248V249H202ZM219 249V250H224L225 248L226 249H228L227 248V246H225V248L224 249ZM261 248V247H260ZM260 248L258 247L257 248V250H258V252L260 253L261 252V250H260ZM116 249V248H115ZM226 249L224 250V252H226ZM79 251H80V249H78ZM105 250V249H104ZM107 250V249H106ZM111 250V249H110ZM109 250V251H110ZM117 250V249H116ZM208 250H207V252H208ZM212 250H211V252H212ZM217 250V249H216ZM49 251H50V248H49V250H48V254H47V256L45 257V259H44V262L42 263V264H45V262L47 261V258H48V255H49ZM69 251H72V250H69ZM73 252V251H72ZM71 252V253H72ZM118 252V251H117ZM206 254H208L206 251H204ZM217 252V251H216ZM227 252H229V250L227 251ZM226 252V254H228ZM231 252V251H230ZM77 253V252H76ZM80 253V252H79ZM95 253V254H94ZM105 253V252H104ZM109 253V252H108ZM111 253V252H110ZM213 253V252H212ZM220 254L222 253V252H219ZM70 254V253H69ZM94 254V255H93ZM107 254V253H106ZM114 254V253H113ZM202 255H203V253H201ZM223 254V256H224V253H222ZM232 254V253H231ZM231 254H229V255H231ZM234 255H236L235 253H233ZM238 254V253H237ZM35 255H36V253H35V251L31 248V247H28V246H26V245H24V244H22V243H20V242H16V241H13V239H11L10 238V236H8V238H7V236L0 230V261L2 262L3 261V264H32V260L34 259V257H35ZM104 255V254H103ZM241 255V254H240ZM67 256H69V255H67ZM72 256V255H71ZM82 256V255H81ZM109 255H107V259L109 260V259H111V258H109L108 257ZM111 256H112V254H111ZM119 256V255H118ZM237 256V255H236ZM236 256H232L231 255V257L232 258H236ZM239 256V255H238ZM238 256H237V258L236 259H232V258H230V257H228V256H226V257H222V259H220V260H222V263H224V264H247L248 262H246V263H244V262H240L239 260H238ZM2 257V258H1ZM73 257V256H72ZM75 257V256H74ZM117 257V256H116ZM217 257H218V253H217ZM219 257H220V255H219ZM105 258V257H104ZM221 258V257H220ZM67 259H68V257H67ZM75 259V258H74ZM74 259H72L73 261H74ZM202 259V258H201ZM246 259V258H245ZM71 259H70V257H69V259L67 260V261H70ZM96 260V261H95ZM107 260V261H108ZM119 260H121V257L119 258ZM189 260V259H188ZM66 261V260H65ZM66 261V262H67ZM78 261H79V258H78ZM95 261V262H94ZM105 261V260H104ZM107 261H105V262H107ZM122 261V260H121ZM201 261V260H200ZM200 261H197V264H198V262L200 263V264H205L204 262H200ZM72 261H70V263H71ZM83 262V261H82ZM81 262V263H82ZM110 262V261H109ZM69 263V262H68ZM80 263V264H81ZM123 263V262H122ZM190 263V262H189ZM75 264H76V262H75ZM77 264H79L78 262H77ZM109 264V263H108ZM112 264V263H111ZM119 264V263H118ZM184 264H186V263H184ZM191 264V263H190ZM195 264V263H194Z\"/></svg>", "mask_w": 264, "mask_h": 264}]
</instances>
